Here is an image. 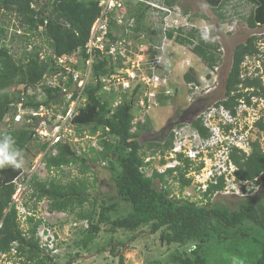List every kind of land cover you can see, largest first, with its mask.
Segmentation results:
<instances>
[{
  "label": "trees",
  "instance_id": "trees-1",
  "mask_svg": "<svg viewBox=\"0 0 264 264\" xmlns=\"http://www.w3.org/2000/svg\"><path fill=\"white\" fill-rule=\"evenodd\" d=\"M178 1L162 0L163 5L168 9L177 5ZM206 1L212 3L214 0ZM247 1L255 6L249 17L245 18L248 26L254 29L258 24H264V6L262 4L264 0ZM228 2L229 0H222L219 6L213 10L220 23L226 22L223 9ZM138 5L143 6L142 3ZM149 8L144 5L143 9L140 8L135 13L130 12L131 16L135 18V23L123 28L125 38H138L139 32L143 30L141 25ZM100 12L99 0H0V17L4 13H8V16L14 15L19 22L18 28L24 30L23 34L13 33L8 37V27L4 22L0 23V125H10L9 122L15 118L19 104L24 109L34 111H38L41 107L49 109L53 105L65 104L62 99L59 100L61 88L50 87L46 84L41 87L46 94V101L34 103L32 96L28 98L29 100L22 101L21 94H26L29 87H38L47 72L55 73L54 69H50L55 57L72 55L79 48L82 49V56L88 57L85 47L89 41L91 27ZM197 17L204 18L201 14ZM114 23L112 21L111 25L114 26ZM178 32L181 31L178 30ZM173 35L174 31L167 33L169 39H172ZM41 37L45 38L48 44L47 48L44 45L34 44V40ZM109 37L112 38L111 35ZM259 39L261 38L257 36L249 37L244 43L237 45L233 51L231 69L224 85V98L216 103L217 107L223 106L233 115H235L234 108L238 106L239 100L244 98L250 105L251 97L264 98L262 75L249 76L248 71L246 69L243 71L242 68L246 57L259 53L257 48ZM6 40H9L8 46L3 43ZM177 40L181 44L196 43L193 53L206 63L207 68L213 70L217 66L220 60L219 52H217L218 46L213 45L210 40L205 42L202 37H198L197 31L193 30L187 36L181 34ZM16 41L23 43L19 58L11 49ZM129 54L127 53L126 56ZM110 59L112 60V58ZM105 60L94 65L92 70L94 76L114 73L112 69L105 67ZM118 68H122L121 59L118 60ZM184 80L189 85L198 84L194 70L186 73ZM67 86L72 91L71 83H68ZM19 87L24 88L21 94L18 93L21 91V88L18 89ZM246 89L248 91L245 92ZM138 90L139 87L134 91V94ZM101 92L102 85L100 83L87 88V106L74 119L75 127L72 129L75 131V135L80 137L88 131L97 135V144L100 149L93 147L91 141L82 143L84 145L73 143L72 138L68 136L53 147L57 151L56 155L48 153L44 161L49 172L78 164L80 173L85 175L90 171V165L114 154L115 165H110L115 187L114 199L102 201L101 204L96 199L89 202L88 182L79 180L66 184L56 178L42 180L35 175L27 182L28 189L31 191L29 198L34 202L33 209H29L33 214L28 215L25 220L28 229L22 230L18 221L20 212H18L13 196L17 191L14 181L25 174L21 168L0 169V258L4 254L8 255L7 261L10 264H58L56 256L41 248L37 237L41 225L46 224L54 227L44 218L37 217L38 205L44 200L47 201L51 213L73 214L80 221H86L87 226L80 232V239L75 243L77 248L82 247L89 250L98 238L102 225L108 226L113 234H116V231L136 233L142 228L148 227L152 235L161 231V238L167 245L184 247L191 242L198 243V246L191 250L190 255H180L179 253L172 255L169 259L170 264H208L207 259L203 256V248L214 236L221 235L223 230L238 231L237 233L245 238L254 228L264 233V196L255 195L240 198L234 206L217 202L211 203L216 192L223 190V179L218 185L211 184L209 186L207 192L202 195L201 202H193L185 197H172L171 192L165 187L167 175L171 176L177 173L178 176L175 178L181 182V191L192 184V179L185 177L187 169L191 166V161L184 159L182 155H178L177 159L184 163V169L179 165L168 169L165 173L154 170L151 176H147L144 169L150 166V162H146L144 155L140 153L144 148L139 142L140 132H132L134 126L133 102L124 100L123 105L111 113V100L106 99V94ZM168 99L169 97L163 96V99L160 97L159 101H168ZM65 105L68 107L69 103ZM66 107L63 114L67 112ZM54 113L58 114L57 111ZM25 118L32 119L28 128L22 126L19 130L11 129V131L0 133V135L10 134L13 136L17 147L22 152L34 138L42 140L35 134L39 117L28 116ZM146 125H150L148 120ZM192 126L197 131L199 130L198 132L203 138L210 137L209 129L204 127L202 118L196 119ZM257 127L264 131L262 121L257 123ZM175 138L174 131H170L163 143L150 142L147 145L149 150H159L162 157L161 165L166 164V155H169L174 148ZM251 146L252 151L248 156L236 148L229 153V156L237 167V179L255 182L258 185L259 181L255 180L264 174V153L258 143H252ZM48 147L49 143H43L41 150L46 151ZM117 167L120 171L116 170ZM198 169L200 170V168ZM157 180L163 186L158 187ZM88 202L90 207L85 210L84 206ZM203 202H205L204 205L201 204ZM125 205L129 207L127 213L118 215ZM24 206L27 208L26 203ZM246 225L247 227H245ZM14 249L15 256L12 255ZM112 250L114 249L112 248ZM75 259L72 257L65 264H73ZM118 264H125L123 256L119 257ZM255 264H264V242L261 254Z\"/></svg>",
  "mask_w": 264,
  "mask_h": 264
},
{
  "label": "rangeland",
  "instance_id": "rangeland-1",
  "mask_svg": "<svg viewBox=\"0 0 264 264\" xmlns=\"http://www.w3.org/2000/svg\"><path fill=\"white\" fill-rule=\"evenodd\" d=\"M221 1L214 0L210 3L206 0H179L178 4L170 9L163 5L162 0H136L130 4L131 13H135L140 8L143 9L144 5L150 7L141 25L143 30L139 32L137 39H132L130 42L136 48L138 47L136 51L142 56L139 60L133 58L134 60L131 62L132 65L136 66V69L130 68V70H127L124 66L121 69L118 68V64H113V69L122 77H125L126 72H129L130 75L138 76V82L136 81L133 85H123L124 87H130L129 89L115 88L109 94L111 95L109 99L112 100L110 111L112 113L118 109L123 105L124 100L133 102L134 126L132 132H140L139 142L144 147L140 153L144 155L146 162H150V166L144 169L147 176H151L154 170L159 173H165L168 169L179 165L184 169L183 162L177 161V157L171 158V155L168 154L165 158L166 164L161 165L162 157L159 150H149L147 145L150 142L163 143L170 131L181 130V134L189 139L183 144V147L195 150L196 147H192L194 144L189 143L190 139H194L190 126L196 119L202 118L207 110L217 107L216 103L224 98V85L231 69L235 47L252 36L261 38L257 42L258 47H262L260 43H264V24H258L256 28L252 29L245 20L255 9L253 3L247 0H229L223 9L226 22L220 23L213 10L219 6ZM139 3H142L143 6H139ZM262 4L264 6V2ZM199 14L203 15L204 18H198L197 15ZM1 22H4L8 27V37L13 33L17 35L24 33L23 29L18 28L19 22L14 15L8 16V13H4L0 17ZM178 30L181 32H178ZM191 30L197 31L198 37H202L205 42L210 40L213 45L218 46L217 52H219L220 60L214 70L207 68L206 63L193 53L196 43L181 44L178 42L177 39L181 34L187 36L188 33L192 32ZM169 31H174L172 39L167 36ZM3 43L8 46L9 40ZM34 44L48 47L43 37L36 38ZM22 45L21 41H16L14 47L11 48L17 58L21 57ZM76 51L82 54L81 48ZM101 60L105 59H96L94 62L98 63ZM105 62L106 64L111 63L109 59H106ZM242 66L252 75L262 74V70H264L262 63L260 64L255 59L247 58L242 63ZM257 69L262 72L257 73ZM191 70H194L198 78V84L192 86L184 80L185 74ZM53 83L56 84V81ZM129 83H131V80ZM138 87V92L134 94ZM20 88L18 89L20 90ZM23 89L21 88L18 93L21 94ZM26 91V94H21L22 101L29 100L28 98L31 96L34 97V103L46 101V94L39 87H29ZM163 96L169 97L168 101H159V98L163 99ZM56 107L53 108V111H57V115L62 113L65 108L62 103ZM16 112L15 118L9 122L10 125H0V133L11 131V129L19 130L22 126L28 128L30 120L25 117H35L31 113V109H24L20 104ZM50 112H43V116L42 113L38 116L39 121H41L39 125L43 123L45 116H48ZM219 113V115H222L221 111ZM262 117L264 118V116ZM147 120L150 123L149 126L146 125ZM249 121L251 122L250 119ZM244 122L245 118L242 123ZM258 131L257 127L252 128L250 140H257ZM88 135L94 137L95 134L93 135L91 132ZM220 140L225 141L222 137ZM90 141L92 145L94 143V146L97 145L94 140ZM43 143H45L44 140H36L34 138L31 144L22 152L24 163L21 169L25 176L37 175L42 180L56 178L66 184L83 180L88 182L87 193L88 198H90L89 202H93L96 199L101 204L102 201L114 199L115 187L110 170V165H115L114 154H111L109 158L98 161L94 165H90V171L85 175L80 173V165L78 164L63 167L60 170H54L49 173L44 164L45 161L43 159L39 160L41 158H38V156L41 153L56 155L57 151L49 147L46 151L41 150ZM246 152L249 153L250 150ZM248 153L245 154L248 156L251 152ZM225 157V155H220L217 157V161L212 162L209 160L205 161V163L191 162L185 177L191 178L193 185L191 184L183 191H181V182L175 178L178 176L177 173L165 177V187L171 192L172 197H185L193 202H201L203 196L196 190V185L198 186L197 183H199L197 182L198 178L202 181L206 178L208 169L218 164L223 166L221 161L223 160L224 162ZM229 162L234 164L232 161ZM198 168H200L203 175H197L200 172ZM116 170L120 171L118 167ZM156 182L158 187L163 186L158 183V180ZM253 188L254 191L259 189L257 186ZM223 191L224 188L212 197V204L217 202L234 206L240 199V196L235 193L226 195ZM30 193L31 191L27 186L20 193L21 196L18 200L22 204H27V208L24 209L26 212L32 211L29 209L34 207L33 200L29 198ZM261 194L264 195V185ZM89 202L85 204V210L90 207ZM201 204L204 205L205 202ZM47 205V201H43L38 205L37 217L41 216L54 225L52 230L56 231L59 246L56 256L58 264H65L72 257L76 258L73 264H118L120 256L124 257L125 264H170L169 259L172 255L177 253L186 256L190 255L193 245L195 246L194 249L198 246L197 242H191L184 247L167 245L161 238V231L156 235H152L148 227L142 228L136 233L116 231V234H113L108 226L102 225L98 238L89 250H85L82 247L77 248L75 243L80 239V232L86 228V222L80 221L73 214L49 213ZM24 210L21 211L24 213ZM128 210L129 207L125 205L121 208L118 215H125ZM237 232L223 230L221 235H216L210 240L208 245L203 248V256L207 259L208 264L256 263L262 251L264 233L254 228L249 236L245 238ZM0 264L4 263L0 262Z\"/></svg>",
  "mask_w": 264,
  "mask_h": 264
},
{
  "label": "built area",
  "instance_id": "built-area-1",
  "mask_svg": "<svg viewBox=\"0 0 264 264\" xmlns=\"http://www.w3.org/2000/svg\"><path fill=\"white\" fill-rule=\"evenodd\" d=\"M133 1L136 0H99L101 12L91 27L89 41L85 47L88 58L83 59L82 54L78 51L74 52L72 55L55 57L54 62L50 66V69H54L55 73L47 72L41 84L38 85L41 90V87L44 86L43 84L54 88H61L62 100H64L65 104L67 102L69 103L68 107H66V114L60 113L56 116L57 114H55L52 109L49 115L45 116L46 119L43 123L37 125L35 128V134L42 138L45 143H49V148H53L60 143L63 138H67L68 136L72 138L71 141L73 143L82 144L90 140L97 142V135L94 137L88 135V133H85L83 137L75 135V131L72 130L75 127L73 121L81 113V110L85 109L87 106L88 95L86 91L87 85L89 84L90 73L95 63L94 60H96L97 57L100 59L107 58L111 61V63H109V66H111L117 63L119 57L125 58L126 45L130 46L131 44L127 38L123 36V28L130 24L133 25V21L129 17V3ZM112 21L115 22L114 26L111 25ZM110 35L112 38L109 37ZM260 44H262V47H259V58H264V43ZM110 58H112V60ZM54 81H56V84L53 83ZM120 82H122L123 85H128V83L123 82V79L118 75H113L107 79V83L110 85L114 84V87L118 86ZM68 83H71L72 91L68 88ZM105 89L107 90L109 88L106 87ZM246 91H248V89H246L245 92ZM75 94L76 97H74ZM43 110L44 109H41L38 115L37 113L34 115L40 116L42 113L43 116ZM215 110V108L207 110L202 117L204 127L210 129L213 134L206 139L199 134H195L193 137L194 139H190L189 143L194 144L192 147H196L195 150L184 148L183 144L189 139L181 134V130L174 131L176 138L174 148L170 152L171 158L182 155L184 159H189L191 162L205 163L207 160L211 162L217 161L218 156L225 155L224 162L223 160L221 161L223 166H219L218 164L208 169L206 178L202 181L198 178L197 182L199 183H197L198 186L196 185V190L200 194L205 193L209 188V183L218 185L219 181L223 179V192L226 195L235 193L239 195L240 198H245L249 196L255 182L237 179V167L229 162L231 161L229 153L234 148L242 152L244 151L245 153H248L246 152L247 150L251 152L252 143H258L260 149L264 153V131L257 127L258 122L262 121L264 123V118L262 117L264 116V98L251 97L250 105L246 103L244 98L239 100L238 106L234 108L235 115L230 111L223 110V113L221 111L222 115H219L220 113H216ZM55 116L57 119L53 120ZM244 118L245 122L242 123ZM256 127L259 129V136L257 140H250L251 130ZM221 137L225 139L224 142L220 140ZM196 138L199 141H196ZM45 156L46 153H41L38 158L40 157L41 159L39 160H44ZM198 173L197 175L202 174L201 170ZM32 178L33 176L22 175L14 181L17 186L15 201L19 200L21 196L20 193L27 187V182ZM257 180L258 179L255 181ZM217 193L218 192H216V194ZM189 198L191 197L189 196ZM46 231L47 235L43 238ZM38 235L42 238L44 246H48L49 248L55 247L56 238L52 229H42L39 231ZM47 238H49L48 243H46ZM15 253L16 251L14 250L12 254L15 255ZM1 259L6 261V264H10L7 261V255H2Z\"/></svg>",
  "mask_w": 264,
  "mask_h": 264
},
{
  "label": "clouds",
  "instance_id": "clouds-1",
  "mask_svg": "<svg viewBox=\"0 0 264 264\" xmlns=\"http://www.w3.org/2000/svg\"><path fill=\"white\" fill-rule=\"evenodd\" d=\"M129 12H131L130 11V9H129ZM129 17H130V19L133 21V24L135 23V18L134 17H132L131 16V14L129 13ZM132 21H131V23H132ZM129 42H131L132 41V39H127ZM257 48H258V51H259V53L257 54V55H255V56H251V57H246L245 58V60L248 58V59H255L256 61H258V62H260V64L262 63V65L264 66V58L263 57H260L259 58V54H260V49H259V47L257 46ZM136 49H138V47L136 48L133 44H131L130 46L129 45H126V51H125V54H127V53H130L129 55H127V56H125V58H122V57H119L118 58V60L119 59H121V62H122V68H123V66L127 69V70H130V68L131 69H136V66H132V64H131V62L134 60V59H140V57L142 56V54H140L139 52H137L136 51ZM82 50V49H81ZM88 56V55H87ZM83 59H87L86 57H82ZM134 58V59H133ZM96 59H100V58H96ZM105 59V58H104ZM107 59V58H106ZM118 60H117V63L116 64H118ZM244 60V61H245ZM101 61H104V60H101ZM95 64H97V63H94V65ZM94 65H93V67H94ZM107 69H112L113 71H114V73L113 74H109V75H103V74H99L98 76H94L93 74V72H91L90 73V79H89V84L87 85V88L89 87V86H96V85H98V83H100L101 85H102V92L101 93H105L106 94V97H111V95H109V94H111V92H113V90L115 89V88H117V89H119V88H122V89H129L130 87H124L123 86V83L122 82H120V84L118 85V86H116V87H114L113 85L114 84H109V83H107V79L109 78V77H111V76H113V75H118L121 79H123V82H127L128 83V85H133L137 80H138V76H135V75H130L129 74V72L127 73L126 72V74H125V77H122V76H120L119 74H117V72H116V70L115 69H113L114 67H113V65H111V66H109V63H107L106 64V66H105ZM121 68V69H122ZM242 68H243V71H244V69H246L245 67H243L242 66ZM92 70H93V68H92ZM214 70V69H213ZM247 70V69H246ZM257 70H259V69H257ZM256 70V72L257 73H259L261 70H259V71H257ZM263 71V72H262ZM261 72H262V74H257V75H252V74H250L249 72H248V75L249 76H253V77H257V76H259V75H262V80L264 81V70H262ZM131 80V83H129V81ZM122 81V80H121ZM143 81V80H142ZM138 82V81H137ZM144 82V81H143ZM139 85V84H138ZM192 85H195V84H191V86ZM106 87H108L109 89H105ZM111 87V88H110ZM119 87V88H118ZM137 89V88H136ZM43 91V90H42ZM107 95H109V96H107ZM167 95H169L168 93H167ZM61 98H63L62 96H61ZM113 101H115V99H113ZM62 102H64V100H62ZM111 102H112V100H111ZM66 104H68V102L66 103ZM65 107H66V105L65 104H63ZM57 105H53V107L52 108H49V109H47V108H45V107H41L38 111H34V110H31V113L32 114H39V111L41 110V109H44L43 111L44 112H48V111H51L54 107H56ZM57 108V107H56ZM213 108H215L216 109V113H218L219 114V111H222V110H226V111H230V110H228V109H226V108H224L223 106H220V107H213ZM20 109V108H19ZM81 111H83V110H81ZM63 113V112H62ZM232 113V112H231ZM81 114V113H80ZM79 114V115H80ZM78 115V116H79ZM56 116H58V115H56ZM54 117V120H56L57 119V117ZM31 117V116H30ZM36 117H38V116H35V117H32V118H36ZM46 119V118H45ZM31 120V119H30ZM32 121V120H31ZM40 122L41 121H37V124H36V126L37 125H39L40 124ZM190 128H191V133L193 134V137H194V135L195 134H199L200 135V133L196 130V129H194L193 130V126H190ZM211 130L209 129V132H210ZM213 134V132L211 131L210 132V136ZM201 136V135H200ZM206 139V138H205ZM196 141H199L197 138H196ZM93 146V145H92ZM93 147H95V148H97V149H100L99 148V146H98V144L96 145V146H93ZM169 155H170V153H169ZM177 161H179L178 159H176ZM180 162V161H179ZM23 163H24V159H23V154H22V151L17 147V145H16V140H15V138L13 137V136H11L10 134H3V135H0V169H3V168H6V167H11V168H14V169H20L22 166H23ZM175 167V166H174ZM173 167V168H174ZM177 167V166H176ZM211 184L209 183V186H210ZM207 192V191H206ZM205 192V193H206ZM204 193H202V195H203ZM15 195H16V193H15ZM15 195L13 196V199H14V202L17 204V209L19 210V212H20V219L18 220L19 221V223H20V226H21V228H22V230L23 229H28V228H26L27 227V222L25 221L26 219H27V216L28 215H30L31 216V213L33 214V212L32 211H25L24 209L26 208L25 206H24V204H22L21 202H18V201H15ZM44 201H46V200H44ZM43 202V201H42ZM41 202V203H42ZM19 203H20V206L22 207H20L19 206ZM40 204V203H39ZM21 210H24V213L21 211ZM47 211L49 212V213H51L50 211H49V208H48V205H47ZM54 213V212H53ZM38 217H41V216H38ZM41 218H43V217H41ZM45 219V218H44ZM46 220V219H45ZM86 222V221H85ZM50 223V222H49ZM0 226H1V224H0ZM86 226H87V224H86ZM46 228H49V229H52V227H50V226H47L46 224H43V225H41L40 226V228L38 229V233H37V237L39 238V241H40V246H41V248L42 249H45L46 250V252L47 253H51L53 256H57V254H58V237H57V235H56V231L55 230H53V232H54V235H55V238H56V245H55V247L54 248H49L48 246H44V243H43V240H42V238L38 235L39 234V231L40 230H42V229H46ZM46 235H47V231L44 233V235H43V238L44 237H46ZM48 240H49V238H47L46 239V243H48ZM194 245H193V249H194ZM15 250V249H14ZM14 250H12V252L14 251ZM4 255H6V254H4ZM13 255V254H12ZM8 256V255H7ZM13 256H15V255H13ZM9 258V257H8ZM0 262H3L4 264H6V261H4V260H2L1 258H0Z\"/></svg>",
  "mask_w": 264,
  "mask_h": 264
},
{
  "label": "flooded vegetation",
  "instance_id": "flooded-vegetation-1",
  "mask_svg": "<svg viewBox=\"0 0 264 264\" xmlns=\"http://www.w3.org/2000/svg\"><path fill=\"white\" fill-rule=\"evenodd\" d=\"M257 181H259V184L256 185L254 183V186L259 187V189L257 188L258 190H255L254 191V188H252L251 191H250V193H249V196H247V197H252V196H255V195H262L261 193H262L263 185H264V174L260 175V177L258 178ZM252 193H254V194L252 195ZM262 196H264V195H262ZM247 197H245V198H247Z\"/></svg>",
  "mask_w": 264,
  "mask_h": 264
},
{
  "label": "bare ground",
  "instance_id": "bare-ground-1",
  "mask_svg": "<svg viewBox=\"0 0 264 264\" xmlns=\"http://www.w3.org/2000/svg\"><path fill=\"white\" fill-rule=\"evenodd\" d=\"M66 24V23H65ZM205 130V129H204ZM207 130V129H206ZM199 131V130H198ZM59 149V148H58ZM59 151H61L60 149H59ZM251 151H252V149H251ZM49 160V159H48ZM45 164V163H44ZM50 173V172H49ZM233 201V200H232ZM19 212V211H18ZM31 218V217H30ZM35 218V217H34ZM19 219V218H18ZM28 221V220H27ZM36 222V221H35ZM38 222V221H37ZM30 224V223H29ZM31 225V224H30ZM88 229V228H87ZM27 237V236H26ZM39 239V238H38ZM39 241V240H38ZM18 252V251H17ZM8 254V253H7ZM9 259V258H8Z\"/></svg>",
  "mask_w": 264,
  "mask_h": 264
}]
</instances>
